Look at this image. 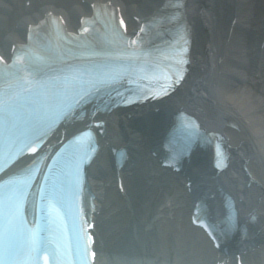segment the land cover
Listing matches in <instances>:
<instances>
[{"label":"bare ground","instance_id":"obj_1","mask_svg":"<svg viewBox=\"0 0 264 264\" xmlns=\"http://www.w3.org/2000/svg\"><path fill=\"white\" fill-rule=\"evenodd\" d=\"M42 1L43 4L48 3L60 7L61 12L64 13L70 24L75 21L77 13L88 12L87 3L78 2V0ZM123 1L126 4L123 7L126 15H145L156 7L161 0ZM189 2L192 8L191 15L194 27L192 47L194 63L188 79L176 97L182 98L183 102L189 100L194 104H202L206 117L213 119L216 123L219 122L218 120L221 121L224 114H234L239 126L245 129L240 133H232L231 130H228L229 142L234 147L230 149V152L234 158L245 151V157H257L261 168L258 169L253 163L251 166L255 172L253 176L260 181L264 177V85H258L253 81L255 79L253 76L255 64L248 51L255 42V39H253L255 34L264 24V0H189ZM39 4L38 0H33L31 5L33 7ZM10 7L12 11H10ZM35 12L27 14L26 19L31 20ZM16 14L18 16L24 15L21 8L16 10V7L11 6V4L9 6L1 3L0 25L5 21H8V23L5 28L0 30V48L4 47L9 39L12 40L18 35V30L12 28L13 22L17 19ZM233 17L236 18V22L231 27ZM243 24L246 26L245 28L242 27ZM254 26L257 28L256 31L251 30ZM5 32H9L8 39L2 38ZM201 93L204 94L205 98H200ZM146 111L147 108L143 107L142 111L137 112ZM110 119L113 124L109 129L106 140L117 143L125 138L124 135H127L130 137L131 142L141 147L143 135L138 128H132L131 125L134 124V126L139 127L145 121L146 125L152 128V133L158 129L161 117L157 114L153 115L151 112H147L144 118L139 119L134 116L127 118L123 113H113ZM233 164L234 162L231 166ZM109 168L110 166L106 164L101 168L92 165L91 171L101 176ZM145 176L146 169L138 168L137 172H134L133 176L126 181L131 199L140 208L138 217H143L144 213L151 209L160 195V190L157 187L155 192H151L148 187L144 190L141 180L145 179ZM242 179L244 178L242 177ZM91 181L97 182V180L92 179ZM261 181H263V178ZM228 184L233 189L237 187L236 191L240 194H251L256 189H260L264 196V183L261 187L254 184L247 187L245 183L240 185L236 181ZM111 193L112 190L108 193L110 196H108L107 203L113 207L112 205L119 203L120 200L118 196ZM112 198L115 201L110 203L109 200ZM110 206L108 210L111 209ZM119 213V217L127 218L125 212ZM114 217L117 218L118 216ZM171 230L167 228L164 232L168 235ZM116 235L117 232L114 236ZM114 236H112L113 239ZM183 242H185V247L196 252L198 259L203 261L207 259L210 251H205V244L202 240L197 241L196 237H189L182 239ZM117 246L118 248L124 247L119 241ZM126 247L130 249L129 245ZM193 251H185L188 258L192 257ZM125 261L132 262V259L128 257Z\"/></svg>","mask_w":264,"mask_h":264},{"label":"snow or ice","instance_id":"obj_2","mask_svg":"<svg viewBox=\"0 0 264 264\" xmlns=\"http://www.w3.org/2000/svg\"><path fill=\"white\" fill-rule=\"evenodd\" d=\"M121 23L123 21L121 20ZM15 100L11 96H5L0 93V131L4 129L6 124L12 115V106ZM34 151V149H32ZM27 195L26 186L21 185L14 192L13 197L15 202L18 204ZM61 192L58 190L55 182L46 188L41 189V196L47 197L49 203L52 201H59L61 198ZM12 206L11 201H5L4 197L0 195V264H22L20 261H8L5 257L8 255L7 237H8V227H9V212ZM29 243L34 250H39L43 240L37 231H33L29 237Z\"/></svg>","mask_w":264,"mask_h":264}]
</instances>
